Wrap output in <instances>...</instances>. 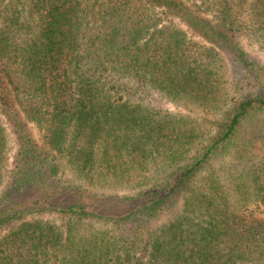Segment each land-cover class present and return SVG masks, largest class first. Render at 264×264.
Returning a JSON list of instances; mask_svg holds the SVG:
<instances>
[{
	"label": "trees",
	"instance_id": "16d2710c",
	"mask_svg": "<svg viewBox=\"0 0 264 264\" xmlns=\"http://www.w3.org/2000/svg\"><path fill=\"white\" fill-rule=\"evenodd\" d=\"M245 37L264 0H0V264H264Z\"/></svg>",
	"mask_w": 264,
	"mask_h": 264
},
{
	"label": "rangeland",
	"instance_id": "374dc122",
	"mask_svg": "<svg viewBox=\"0 0 264 264\" xmlns=\"http://www.w3.org/2000/svg\"><path fill=\"white\" fill-rule=\"evenodd\" d=\"M243 45L245 46L246 50L249 53V57L252 60H255L259 65H263L264 66V49L260 48V46L253 40H249L245 37L244 41H243ZM163 107L175 112V113H187V110H185L182 107H179L173 103H168V102H162ZM34 134L36 135V137H39V133H37V129L34 128L33 129ZM8 138H9V143L11 145V151H10V161H9V168H12L13 165V159H14V155L17 151V145L14 139L13 134L8 133ZM98 192L103 195L106 194L107 197L109 198V196L113 195H124V194H129L131 191L130 189H126L121 187L118 184H108V185H100L98 187H95ZM1 190V189H0ZM53 216V215H51Z\"/></svg>",
	"mask_w": 264,
	"mask_h": 264
}]
</instances>
